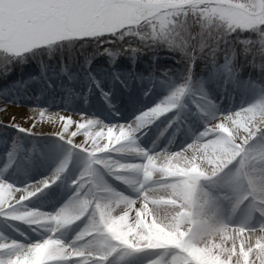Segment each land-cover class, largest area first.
I'll return each mask as SVG.
<instances>
[{"label": "snow or ice", "instance_id": "snow-or-ice-1", "mask_svg": "<svg viewBox=\"0 0 264 264\" xmlns=\"http://www.w3.org/2000/svg\"><path fill=\"white\" fill-rule=\"evenodd\" d=\"M160 46L179 53L184 80L126 123L42 106L44 91L0 88V219L16 234L0 230V264H138L145 256V264H264V0H0L5 85L30 61L43 75V57L56 51L66 71L65 51L87 66L96 56L114 63ZM200 60L211 65L208 80L195 77ZM220 73L225 91L230 83L253 98L223 107L206 87ZM92 85L113 109L111 93L95 77ZM66 92V102L80 98ZM160 118V136L170 128L173 136L162 148L159 137L143 147ZM184 129L190 138L177 144ZM53 151L60 158L49 175L14 182ZM73 157L82 167L66 202L53 211L30 207L64 179Z\"/></svg>", "mask_w": 264, "mask_h": 264}, {"label": "rangeland", "instance_id": "rangeland-1", "mask_svg": "<svg viewBox=\"0 0 264 264\" xmlns=\"http://www.w3.org/2000/svg\"><path fill=\"white\" fill-rule=\"evenodd\" d=\"M131 39L136 40L135 38ZM158 49L157 54L152 55L151 58L144 59V61H140L141 59L137 60L136 54L134 57L131 55V58L127 60L129 62H126L130 63V65L127 64V68H123V70L117 67L111 70L110 66L98 67V65L94 63V60L87 66L82 62L77 63L69 61L68 63L70 66L76 65L80 67L77 68L76 71L67 73L69 74L68 76H65L64 73L61 74L62 76L60 77L54 74L55 71H45L43 72L45 78L41 74H36V77H42L38 80H32V77L35 75L33 71V73L30 72L21 75L22 71L36 70L35 67L39 68L37 62L32 64L33 61H30L27 64L16 66L13 71V73L17 74H14L16 78L6 86H14L16 91L22 95L30 94L35 96L39 95L41 91H44L45 94L41 97L42 106H47L51 103L54 109L85 111L89 114H95L97 117L105 120V122L126 123L135 118L144 109L163 99L168 94L170 88L178 86L184 80L185 63L181 60L179 53L170 54L164 51L162 52L163 46H160ZM43 59H45V57H43ZM131 60H134V62H131ZM102 61H104V59ZM221 63H223V61L219 64ZM131 65L133 66L131 67ZM63 68L65 69L66 67ZM93 68L95 70H92ZM208 68L198 67L197 64V67L193 69L195 77L197 79L203 77L205 80H208L210 74ZM39 69L41 70V68ZM89 69H91L90 73L87 71ZM165 73H167V75H165ZM117 76H119L121 80L128 82L130 86L128 88H123L116 79ZM69 77H71V79H69ZM93 77L101 83L104 91L111 93L110 101L113 105V109L108 108L100 91L92 85ZM152 77L156 78L154 81L155 86L149 96L145 97L143 93L147 90L149 83L152 82ZM48 83L52 84L53 87L51 89L48 88ZM90 85L91 91H89ZM206 87L223 107H235L253 98L251 95L241 97L230 83L227 85V90L225 91L223 73L213 78L211 82L206 84ZM68 88L78 93L80 98L76 99L73 97L70 102H66L68 100L66 89ZM85 94H87V104L84 103L83 99ZM166 123L167 121L164 118H160L156 123L147 128L145 130L146 134L140 141L142 146L151 148L153 141H157L158 137L157 147L162 148L166 146L174 133V129L170 128L163 136H160ZM189 138L188 130L184 129L176 136V142L179 144ZM45 143L54 145L56 142L50 139L45 141ZM175 146L176 145H173V147ZM59 158V153L55 151L50 152L47 160L35 163L31 166H25L23 170L13 177L14 182L18 185H23L42 179L49 175L51 168L54 167L53 162ZM129 159H131V157H129ZM81 167L82 163L77 158L73 157L64 179L56 185H53L50 189H46L37 197H34L28 202L29 206L43 211H53L61 206L71 194L70 181L79 174ZM116 186L123 187L122 185ZM17 226L22 231L26 233L29 232L27 226L23 224H17ZM0 230L5 231L9 235H16L11 231V228L5 225L2 219H0ZM149 258L150 257L147 256L143 257L138 261V264H145V261Z\"/></svg>", "mask_w": 264, "mask_h": 264}, {"label": "trees", "instance_id": "trees-1", "mask_svg": "<svg viewBox=\"0 0 264 264\" xmlns=\"http://www.w3.org/2000/svg\"><path fill=\"white\" fill-rule=\"evenodd\" d=\"M125 39L126 40H131L133 42V46H140L138 40H133V39H131V37H126ZM155 54H157V50H155V51L143 50L141 52L136 53V55H137L136 59L137 60H140L141 59L140 61H144V59L151 58V56L152 55H155ZM125 56L127 57L128 55H125ZM104 57H105V55H103V56H96V59L99 60V59L104 58ZM123 57L124 56H120L121 59ZM60 58H61V53L60 52H57L56 55H55V57L54 56L52 57V63H50V59L48 61H46V67H47L46 72H49L50 70H52V71H55L54 74H59L60 73V69H61ZM223 59H224L223 55L222 54H218V61H217V63L222 62ZM124 60H126V59H124ZM238 60L240 62H243V57H238ZM78 61L79 62H82V58L76 60L75 62H78ZM68 62H69L68 54H67V51H65V53H64V60H63V67H66L67 69L69 68L70 69L69 71H72V68L69 67L70 65H69ZM124 64H125V62H122L121 61L120 64H119L120 68H123L125 66ZM197 64H198V67H201V68H208V67L210 68L211 67V65L208 64L206 60L197 61ZM35 69L36 70L22 71L21 72V75H24L25 73L27 74V73H30V72L31 73H33V72L39 73V71H38L39 68L38 67H35ZM14 74L15 73H12L10 75V77H9V83L13 79L16 78L15 75H17V74H15V75ZM240 74H241L242 77L247 78V73L245 71L242 70ZM5 86L6 85H5L4 81L0 80V88L5 87Z\"/></svg>", "mask_w": 264, "mask_h": 264}]
</instances>
